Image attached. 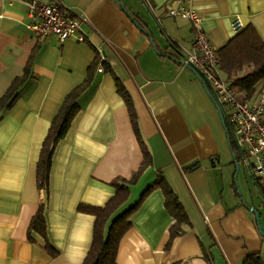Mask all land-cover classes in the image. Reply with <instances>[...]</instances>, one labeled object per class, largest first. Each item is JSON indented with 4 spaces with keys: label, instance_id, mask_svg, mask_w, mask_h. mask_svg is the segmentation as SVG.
Segmentation results:
<instances>
[{
    "label": "crops",
    "instance_id": "0c3cea01",
    "mask_svg": "<svg viewBox=\"0 0 264 264\" xmlns=\"http://www.w3.org/2000/svg\"><path fill=\"white\" fill-rule=\"evenodd\" d=\"M148 1L152 8L143 0H64L67 15L87 18V41L61 43L35 38L23 0H0V100L38 49L19 100L0 115V264L84 263L96 218L79 206H105L116 194L111 183L132 179L144 160L115 75L133 98L153 165L130 186V198L107 232L159 173L190 220L167 251L176 220L163 192L155 190L133 215L117 264H243L251 254L264 261V207L253 202L243 182L239 195L235 155L219 110L184 62L195 38L193 24L165 14L173 0ZM187 7L202 18L218 52L239 34L233 28L237 16L264 42V0H189ZM98 54L112 72L101 67L79 99L81 112L56 147L46 193L37 183L42 146L65 98L85 81ZM221 77L227 80L222 71ZM263 85L249 101L264 94ZM43 204L47 238L32 231L30 240V224ZM47 243L57 256L47 252Z\"/></svg>",
    "mask_w": 264,
    "mask_h": 264
},
{
    "label": "trees",
    "instance_id": "16d2710c",
    "mask_svg": "<svg viewBox=\"0 0 264 264\" xmlns=\"http://www.w3.org/2000/svg\"><path fill=\"white\" fill-rule=\"evenodd\" d=\"M143 1L152 8L148 0ZM37 52L38 49L31 56L24 75L12 83L5 96L0 100V115L12 109L19 100L21 89L25 87L32 77V66ZM218 53L221 61V71L225 74L227 81H233L234 87L241 95L242 100H251L257 93V85L264 81V42L256 29L253 26H248ZM101 67L104 71L112 72L105 61L102 60L101 55L98 54L95 62L88 69L85 81L67 95L60 111L51 124L49 133L42 146L37 166L38 188L44 190L46 193L49 190L50 171L56 147L61 140L65 139L71 129L73 121L81 112L79 99L92 85L96 73ZM114 78L118 94L127 105L131 123L141 146L144 160L141 168L132 179L126 180L118 178L111 183V186L116 189V194L105 206L95 207L85 204L79 206L78 211L80 213L89 214L96 218L92 247L83 264H117L120 244L132 227L131 219L133 215L140 209L145 199L155 190H161L163 192L165 207L176 220L175 225L170 230V239L166 246L167 251H170L174 241L185 233L184 226L190 224L188 214L178 196L164 176L159 173L157 181L146 190L140 202L123 216L116 219L107 232V226L112 217L129 200L131 195L130 186L135 185L146 169L153 165V157L143 138L133 98L119 77L115 75ZM262 91L264 92V85ZM230 137L231 148L235 154L237 146L231 134ZM256 179L258 188L264 198V183L259 178ZM45 209V205H41L30 224V240H32V231L47 238V225L44 216ZM46 250L53 257L58 254L48 243ZM243 264H264V261L259 254H251L246 257Z\"/></svg>",
    "mask_w": 264,
    "mask_h": 264
},
{
    "label": "built area",
    "instance_id": "2783aa9c",
    "mask_svg": "<svg viewBox=\"0 0 264 264\" xmlns=\"http://www.w3.org/2000/svg\"><path fill=\"white\" fill-rule=\"evenodd\" d=\"M33 20L28 29L37 40L56 37L61 43L75 39L86 43L82 27L87 18L67 15L64 0H23ZM189 0H173L165 8V14L192 22L195 38L192 49L185 56L186 66L191 67L211 87L212 96L223 108L224 115L233 129L236 143L235 156L255 178L264 182V94L256 101H244L233 81L221 77V61L218 51L211 45L202 27V18L187 7ZM237 33L245 29L241 17L233 20ZM104 60V57H102ZM102 71V68L99 69Z\"/></svg>",
    "mask_w": 264,
    "mask_h": 264
},
{
    "label": "rangeland",
    "instance_id": "374dc122",
    "mask_svg": "<svg viewBox=\"0 0 264 264\" xmlns=\"http://www.w3.org/2000/svg\"><path fill=\"white\" fill-rule=\"evenodd\" d=\"M143 4V3H142ZM160 19V18H157ZM157 24L159 21H156ZM240 173V176H239ZM240 182H243V185L245 186V191L249 193L251 191V199L256 205H259L260 207H264V200L262 199L261 195L259 194L252 175L250 171L244 166L243 160L240 162V169L238 170L237 174L235 175V185L238 188V193L241 195V192L239 190ZM262 221L260 218V225H262Z\"/></svg>",
    "mask_w": 264,
    "mask_h": 264
},
{
    "label": "water",
    "instance_id": "95a60500",
    "mask_svg": "<svg viewBox=\"0 0 264 264\" xmlns=\"http://www.w3.org/2000/svg\"><path fill=\"white\" fill-rule=\"evenodd\" d=\"M188 68H191L189 66H187ZM192 69V68H191ZM197 76L199 77V79L203 82L204 86L206 87L207 91L209 92L210 96L212 97L213 99V102L216 104L218 110H219V113H220V116H221V119H222V122H223V125L225 127V130L227 132V135H228V139H229V142L231 143V137H230V134L234 137V132H233V129L232 127L230 126L227 118L225 117L224 115V111H223V108L216 102V100L214 99V97L212 96L211 94V91L209 90V88L211 89V87L198 75V73H196ZM235 155V154H234ZM235 164L237 166V169L239 170L240 169V162L239 160L236 158L235 156ZM252 175V174H251ZM252 178H253V181H254V184L255 186L258 188V182H257V179L255 178L254 175H252ZM258 191L260 192V190L258 189ZM261 194V192H260ZM251 211L256 215L257 217V222L260 226V214L259 212L255 209V208H251ZM262 235H264V233L262 232Z\"/></svg>",
    "mask_w": 264,
    "mask_h": 264
}]
</instances>
